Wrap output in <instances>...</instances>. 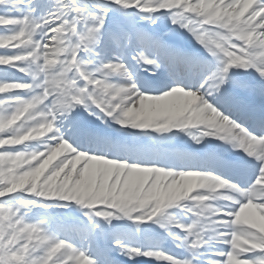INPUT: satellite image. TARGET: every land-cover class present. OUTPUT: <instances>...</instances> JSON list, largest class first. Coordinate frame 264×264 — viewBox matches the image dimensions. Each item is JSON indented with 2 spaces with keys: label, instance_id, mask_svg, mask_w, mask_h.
I'll use <instances>...</instances> for the list:
<instances>
[{
  "label": "snow or ice",
  "instance_id": "obj_1",
  "mask_svg": "<svg viewBox=\"0 0 264 264\" xmlns=\"http://www.w3.org/2000/svg\"><path fill=\"white\" fill-rule=\"evenodd\" d=\"M0 264H264V0H0Z\"/></svg>",
  "mask_w": 264,
  "mask_h": 264
}]
</instances>
